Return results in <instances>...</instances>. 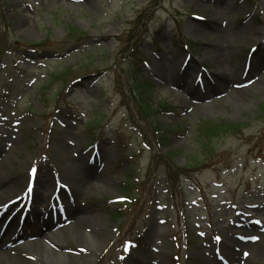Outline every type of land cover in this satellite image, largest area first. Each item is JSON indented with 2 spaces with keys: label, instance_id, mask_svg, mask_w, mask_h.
<instances>
[{
  "label": "rangeland",
  "instance_id": "obj_1",
  "mask_svg": "<svg viewBox=\"0 0 264 264\" xmlns=\"http://www.w3.org/2000/svg\"><path fill=\"white\" fill-rule=\"evenodd\" d=\"M6 224L23 264H264V0H0Z\"/></svg>",
  "mask_w": 264,
  "mask_h": 264
},
{
  "label": "bare ground",
  "instance_id": "obj_2",
  "mask_svg": "<svg viewBox=\"0 0 264 264\" xmlns=\"http://www.w3.org/2000/svg\"><path fill=\"white\" fill-rule=\"evenodd\" d=\"M214 9H216V7ZM74 176H75V179H78L77 175H74ZM79 181L82 182L81 180H79ZM49 184H50L49 180H44V181L43 180L42 181L39 180V182L37 184V187H36V191L39 193L42 188H44L45 186H49ZM10 228H11V224H6L5 226H2L0 228V235H1L2 232H4V236L0 237V264H23L20 261L14 259L13 256H12V253L15 252V251L16 252H22L23 250H25V247H33V246L36 247L38 245H41L43 240L39 241V242H33L32 244H27V245H24V246H21V247H17L14 250L9 249V250H5L4 251L2 247H4V245H5L4 243L7 241V239L5 237L7 236L8 230ZM44 235L45 234H43V236ZM44 237L50 238L51 236L47 235V236H44ZM53 237H54V235H53ZM37 252H39V251H37Z\"/></svg>",
  "mask_w": 264,
  "mask_h": 264
},
{
  "label": "trees",
  "instance_id": "obj_3",
  "mask_svg": "<svg viewBox=\"0 0 264 264\" xmlns=\"http://www.w3.org/2000/svg\"><path fill=\"white\" fill-rule=\"evenodd\" d=\"M210 128H211V127H210ZM235 128H237V127H235ZM221 130L224 131V129L220 128V129H219V132H220ZM222 131H221V132H222ZM210 140H212V139H210ZM162 143H163V142H162ZM202 168H203V166H202ZM187 170H189V168H187Z\"/></svg>",
  "mask_w": 264,
  "mask_h": 264
}]
</instances>
